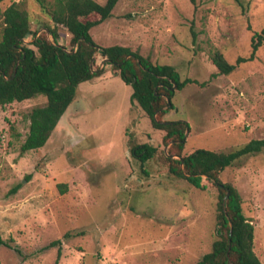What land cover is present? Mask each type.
Here are the masks:
<instances>
[{"label": "rangeland", "instance_id": "1", "mask_svg": "<svg viewBox=\"0 0 264 264\" xmlns=\"http://www.w3.org/2000/svg\"><path fill=\"white\" fill-rule=\"evenodd\" d=\"M25 6L32 28L46 20L34 0ZM263 27L264 0H118L90 34L100 46L137 49L173 65L181 78L202 82L176 91L175 107L163 119L188 122L185 153L229 152L264 138V42L253 60L227 75L216 74L209 51L234 62L249 54L251 35ZM60 32L58 41L68 47V35ZM102 60L95 55V65ZM130 95L131 87L105 65L78 85L46 144L23 155L28 112L46 98L0 106V235L19 250L1 246V264H54L57 247H43L57 238V264H195L210 250L216 188L204 180L206 188L198 189L169 174L163 131L151 126ZM139 143L157 147L143 165L129 153ZM220 177L239 192L254 227L253 250L264 264V148Z\"/></svg>", "mask_w": 264, "mask_h": 264}, {"label": "trees", "instance_id": "2", "mask_svg": "<svg viewBox=\"0 0 264 264\" xmlns=\"http://www.w3.org/2000/svg\"><path fill=\"white\" fill-rule=\"evenodd\" d=\"M0 0V106L23 101L42 94L46 100L28 112V132L20 145V154L46 144L66 108L74 100L81 82L88 81L110 65L113 72L131 87L130 101L138 105L154 129L163 131V156L168 172L185 180L191 186L205 189L204 180L217 190L215 238L208 252L195 264H261L253 250L254 227L242 211L241 196L220 174L240 158L264 148V138L251 139L229 152L195 148L185 153L188 122L182 119L164 120L174 109L172 99L176 91L202 82L181 78L173 65L152 61L137 49L128 46H100L91 37L90 29L109 18L118 0H34L45 16V21L32 19L25 0H10L1 7ZM60 28L68 35V47L58 41ZM44 29L47 30L44 31ZM192 39L196 33L191 26ZM29 37L28 41H25ZM264 42V27L251 35V49L246 56H237L229 62L218 50H210L209 57L216 74H230L241 63L251 61ZM94 53L104 60L95 65ZM95 54V55H96ZM102 60V61H103ZM157 147L139 143L129 148L130 156L141 165L152 159ZM28 180L29 175L25 177ZM16 185L10 190L15 193ZM65 192L64 184H58ZM226 199L223 201V198ZM65 233L64 237H69ZM19 252L11 240L0 235V247ZM57 247L54 264L61 255V238L50 241L44 249ZM1 264V263H0Z\"/></svg>", "mask_w": 264, "mask_h": 264}, {"label": "water", "instance_id": "3", "mask_svg": "<svg viewBox=\"0 0 264 264\" xmlns=\"http://www.w3.org/2000/svg\"><path fill=\"white\" fill-rule=\"evenodd\" d=\"M46 32H47V30H46ZM95 54H96V53H94L93 58L95 57ZM104 60H105V59H104ZM104 60L102 61V65H101V66H103ZM187 130H188V129L185 130V134L187 133ZM225 199H226V196L223 198V201H224Z\"/></svg>", "mask_w": 264, "mask_h": 264}]
</instances>
